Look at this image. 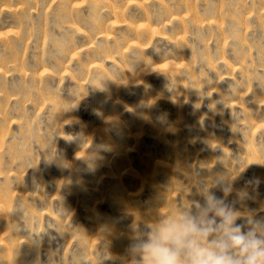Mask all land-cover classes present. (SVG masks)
Listing matches in <instances>:
<instances>
[{"label": "rangeland", "instance_id": "obj_1", "mask_svg": "<svg viewBox=\"0 0 264 264\" xmlns=\"http://www.w3.org/2000/svg\"><path fill=\"white\" fill-rule=\"evenodd\" d=\"M217 208L264 242V0H0V264L236 259Z\"/></svg>", "mask_w": 264, "mask_h": 264}, {"label": "clouds", "instance_id": "obj_2", "mask_svg": "<svg viewBox=\"0 0 264 264\" xmlns=\"http://www.w3.org/2000/svg\"><path fill=\"white\" fill-rule=\"evenodd\" d=\"M253 181L258 183V178L245 180ZM213 200H217L215 194L209 197L210 207H214ZM216 212L223 217L219 227L231 240L230 246L239 249L236 259L225 254L223 243L203 244L211 228H197L190 218L180 217L164 222L147 241L139 243L143 252L142 264H264V248L261 247L264 242L254 239L251 233L241 235L239 227H230L236 219L234 214L225 213L223 208H217Z\"/></svg>", "mask_w": 264, "mask_h": 264}]
</instances>
